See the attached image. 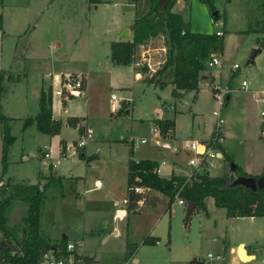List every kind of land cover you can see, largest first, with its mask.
Masks as SVG:
<instances>
[{"label":"rangeland","instance_id":"rangeland-1","mask_svg":"<svg viewBox=\"0 0 264 264\" xmlns=\"http://www.w3.org/2000/svg\"><path fill=\"white\" fill-rule=\"evenodd\" d=\"M119 2L104 0L93 8L88 0L2 1L0 9L5 10V15L0 27L8 34L3 55L13 71L26 73L15 84L5 79L1 113L13 118L9 127L15 141L4 176L12 177L19 185H42L49 174L64 177L63 196H56V190L51 189L54 195L41 203V234L54 239L67 236V241L77 246L80 264H188L194 260L203 264H264V217L228 218L226 210L214 206L212 199L207 213L196 211L188 217L187 207L177 202L170 210L162 207L130 214L117 224L118 236L109 234L113 227L112 205L118 202L120 207L125 206L122 201L126 199L130 158L164 161L168 165L162 177H168L172 166L179 173L190 169L187 164L192 153L175 155L151 143L138 147L129 143L150 138V125L155 118L174 119L177 136L203 142L217 129L218 117L213 112L220 110L227 132L225 145L233 163L244 165L253 177L264 172L262 107L256 97L264 88V47L259 43L264 35L250 31L247 0H213L212 6L221 16L218 20L213 18L212 6L203 0H184L176 6L191 32H224L223 54L216 55L222 59V65L208 69L219 90L203 83L197 94L184 92L180 98L172 96L171 86L160 89L143 81L136 83L130 65L111 63V41L123 30L131 32L133 26V9ZM146 45L151 50L149 60H163V38ZM256 49L262 52L249 64ZM63 73L86 76L85 96L76 98L73 107L78 109L71 108L68 114L84 115L94 138L84 156H78L80 149L75 160L68 153L63 158L59 147L63 139L68 143L78 140L76 129L62 124L59 135L49 136L39 133L33 124L23 127L24 119L38 114L41 89L58 86ZM244 81L248 83L246 90ZM208 83H212L211 79ZM213 92H227L226 96L229 93V103L225 98L220 106L213 99ZM52 96L53 114L64 121L67 115L62 113L61 101ZM112 96L120 100L117 106L112 105ZM1 131L0 124V179L6 184L1 176ZM43 145L48 146L54 162L61 160V165L52 171L45 169L41 159L39 147ZM222 164L210 175L230 174L227 162L223 160ZM97 180L105 184L104 189H94ZM84 190L91 192L85 195ZM25 212L21 201H12L8 212L10 226L20 223ZM147 237L157 238L158 242L143 244ZM127 242L139 246L131 260L124 253ZM240 242L256 255L254 260H240L235 252ZM208 254L223 259L208 260ZM72 263L79 264L77 260Z\"/></svg>","mask_w":264,"mask_h":264},{"label":"trees","instance_id":"trees-1","mask_svg":"<svg viewBox=\"0 0 264 264\" xmlns=\"http://www.w3.org/2000/svg\"><path fill=\"white\" fill-rule=\"evenodd\" d=\"M0 0V5H2ZM90 5L100 0H88ZM212 6L213 0H203ZM136 17L133 23V36L130 41H116L110 45V60L115 65H131L135 57H139L142 50H150L146 44L153 40L163 38L164 58L160 67L150 73L145 67L142 79L149 85L163 89L172 87V96L180 98L184 92L199 91V84L209 79L207 63L212 56L222 55L224 51V37L217 34L193 33L189 30L183 16L173 13L176 0H170L165 7H160L159 0H134ZM228 3V1H227ZM248 18L251 21V30L264 35V0H247ZM213 14L216 8L212 6ZM213 15L214 20L220 19ZM2 15L0 14V21ZM226 24V22H225ZM254 28V29H252ZM264 47V36L259 39ZM151 51V50H150ZM147 77V78H146ZM5 78L0 74V124L2 125L1 172L2 177L7 173L9 166V153L15 139L10 133V118L1 113V102L5 92ZM229 97V96H228ZM52 88L42 90L38 101V114L34 118H26L23 127L35 125L39 133L55 136L61 131L62 123L52 117ZM228 102V99H226ZM120 112L123 109L119 110ZM75 119H69L72 123ZM152 123L159 127L163 136L171 130L174 131V119H154ZM264 130V122L262 123ZM81 132V129H80ZM224 161L230 168V174L211 176L206 170L194 171L189 177L171 175L166 179L156 174L155 169L159 163L153 160L128 161L127 166V215L138 214L145 208L146 203L152 208L158 204L170 210L176 195L188 205H193L190 216L194 211L207 212L206 200L212 198L217 208L225 209L228 218H258L264 217V190L257 192L245 186H234L239 177H252L241 167L232 169L233 159L225 152L224 146L219 147ZM132 154V150H131ZM264 176V175H263ZM262 176L255 177L259 179ZM146 187L149 196L144 206L138 209L137 203L141 195L134 193L133 187ZM5 187V188H4ZM4 187L0 188V239L8 246L0 249V264H38L43 253L54 250L60 255L67 256V238L58 242L43 239L39 233L40 208L44 198L51 195L63 196V181L61 177L49 174L46 183L40 189L39 185L13 184L7 179ZM51 189L56 193L51 194ZM152 192L160 194L165 199L160 200ZM148 198V199H147ZM18 199L26 206V212L20 223L9 226L8 212L12 201ZM156 238H144L143 244H156ZM129 257L138 248L137 244H127ZM75 259H81L74 254ZM188 264H203L194 260Z\"/></svg>","mask_w":264,"mask_h":264},{"label":"built area","instance_id":"built-area-1","mask_svg":"<svg viewBox=\"0 0 264 264\" xmlns=\"http://www.w3.org/2000/svg\"><path fill=\"white\" fill-rule=\"evenodd\" d=\"M218 36H224V32L218 31L216 33ZM162 52H165V49H161ZM151 57L150 50H142L139 57H135L131 66L134 70V77H142L144 73L145 67L148 68L150 73H154L162 64V61H158L157 63L152 62L149 60ZM140 65V66H139ZM222 65V59L217 56H212V58L207 63L208 69H213L216 67H219ZM235 70L238 69V66L234 68ZM85 82H86V76L84 74L79 73H68V74H62L60 77V81L58 86L54 87L52 89V95L59 98L60 101L68 102L72 99L80 98L84 94L85 90ZM243 88L246 90L248 89V83L246 81L243 82ZM216 90H219L217 87ZM225 93H216L214 97H216V100L220 102V106L224 104V100L226 98ZM257 102L261 105L262 111H261V117L264 122V89H261L257 92ZM111 101L118 102V98L116 96L111 97ZM214 116L218 117V127L214 132L212 133L211 138L206 142H197L193 140H182V141H173L171 139L172 131L169 130L165 136H163L160 132L159 127L154 125L153 123L150 126V138H142L136 143L133 140H130L129 143L132 145V147H138L139 145H146L147 143L153 144L155 147H157L160 150H168L173 154H179V153H192L193 157L188 161V165L192 168H194L196 171L206 170L210 173V171L214 168H216V164L214 162L220 161L219 158V147L224 146L225 143V133H224V125L225 120L221 117V111L217 110L213 112ZM262 136L264 138V130L262 131ZM93 139L92 134L87 131L83 133L76 144H71L67 146L66 154L64 155L63 150L61 151V156L64 158L67 153L71 157L77 156V152L80 149H83L87 146L88 142ZM42 151L44 152L43 160H46L47 162H51L50 165L52 167H57L60 164V159L54 161H51L50 154L48 152V147L44 146L42 148ZM166 165V163L163 161L159 163L158 167L155 169L156 174L160 175L163 167ZM5 185V182L0 179V188H2ZM101 183L96 182V187H100ZM41 189V188H40ZM134 193L141 195L142 199L137 203L138 209H141L144 206L145 199L147 195H149V189L146 187H140V186H134L133 188ZM176 202L180 206H185L186 202L181 199L178 194L175 198ZM125 204L127 201L124 202ZM75 250V244L73 243H67L66 251L68 252V255L65 257L63 255H60L59 251H48L42 254L40 261L38 264H65L66 262H70V264L76 263V259L74 257ZM208 260L212 259H223L221 256L213 257L212 254L207 255ZM71 260V261H70ZM69 264V263H68Z\"/></svg>","mask_w":264,"mask_h":264},{"label":"crops","instance_id":"crops-1","mask_svg":"<svg viewBox=\"0 0 264 264\" xmlns=\"http://www.w3.org/2000/svg\"><path fill=\"white\" fill-rule=\"evenodd\" d=\"M104 2V0H100L97 4H94V5H89V7H93V8H96V6H98V5H100L102 2ZM105 1H109V0H105ZM113 1H120L119 3H124V4H126V5H128L129 7H131L132 9H133V12H134V18H133V23H134V20H135V17H136V15H135V13H136V8H135V2H134V0H113ZM183 1L184 0H176V3H175V5H174V7L172 8V12L173 13H178V14H181L180 13V10H178V11H176V6L177 5H182V3H183ZM228 4V3H227ZM113 5H118V4H116V3H114ZM4 6V5H3ZM99 7V6H98ZM117 7V6H116ZM0 14L1 15H5V10H2V9H0ZM182 15V14H181ZM35 29V28H34ZM132 29H133V26H132ZM9 31H11L10 33H13V30H11V28L10 29H8ZM128 32H129V36L127 37V40L128 41H130L131 39H132V36H133V31H129V30H127ZM6 36H8V34H7V32H5L3 29H2V27H0V74H2V75H4L5 76V78H7V76H10L11 77V80H9V81H12V83H16L17 81H19V79H21L20 77L22 76V75H24V74H26L25 72H24V70H22V71H18V72H16V71H13L12 70V66H9L8 67V65H7V63H6V58L4 57V55H3V53H4V44H5V42H6ZM119 36V35H118ZM118 36H116V38H115V40H113V41H111V43H110V45L113 43V42H116V41H120V40H123V39H118ZM127 40H123V41H127ZM15 53H16V51H15ZM109 57H110V52H109ZM111 61V60H110ZM112 63V62H111ZM113 64V63H112ZM113 65H115V64H113ZM131 66V65H130ZM132 67V66H131ZM132 70H133V68H132ZM64 74V73H63ZM61 75L62 74H60V77H61ZM133 75H134V72H133ZM50 77H52V75H49ZM16 79V80H15ZM211 79V81H212V83H208L209 82V80ZM134 81L136 82V83H138V81H143L144 83H146L143 79H142V77L141 78H139V77H134ZM213 81H214V77H213V75H212V72L210 73V77H209V79H206V80H204L203 82H201L200 84H199V89H201L202 88V84L204 83V85H208L209 86V88L210 89H213V87H217L218 85L217 84H214L213 83ZM206 83H208V84H206ZM147 84V83H146ZM88 85V84H87ZM87 85H86V90H87ZM149 85V84H148ZM152 86H154V85H152ZM16 87V86H15ZM156 87V86H155ZM264 89V88H263ZM42 90H44V89H41V91ZM45 91V90H44ZM229 92V91H228ZM41 93V92H40ZM214 95H216V94H214V92H213V99L214 100H216V97H214ZM84 96H85V94H83V96H81V97H83L84 98ZM229 96V97H228ZM80 97V98H81ZM226 99H228V103H229V101H230V99H231V97H230V94L228 93L227 94V96H226ZM76 99H72V100H70V101H68V102H64V101H61L60 102V104H61V108H62V113H64L65 115H67L66 116V118H65V120L63 121L62 119H58L56 116H54V114H53V109H52V117H53V120H56V121H60L62 124H63V127H65V126H68V127H71V128H74V129H76L77 130V132H78V134H79V138H78V140H76V141H73V143H68L65 139H63V140H61L60 141V147H59V151L61 152L62 150H63V148H65V147H67V146H69V145H71V144H76V142L77 141H79V139H80V137H81V135L83 134V133H85V132H87V131H89V125H88V121H87V119H86V117L84 116V115H82V114H72V115H69L68 114V112H69V110L72 108V109H75V110H77L78 108L77 107H73V104H74V101H75ZM119 100V99H118ZM120 101V100H119ZM112 102V105H115V106H117L118 105V103H115V102H113V101H111ZM126 102H128V101H126ZM2 103V102H1ZM2 106V105H1ZM126 110H128V109H126ZM127 114H128V112H127ZM6 116V115H5ZM6 117H8V116H6ZM8 118H10L11 120H13V118L12 117H8ZM69 119H75V121H73L72 123H69L68 122V120ZM155 119H158V118H155ZM262 123H263V121L261 122V126H262ZM151 126V125H150ZM62 127V128H63ZM79 129H81V132H80V130ZM85 130V131H84ZM82 131H84L83 133H82ZM263 131V130H262ZM90 132V131H89ZM91 133V132H90ZM224 133H225V137H227V132L224 130ZM228 133H229V131H228ZM60 134V133H59ZM58 134V135H59ZM92 134V133H91ZM211 135V134H210ZM93 136V135H92ZM210 137L211 136H209V138L208 139H206V140H203V142H206V141H208L209 139H210ZM261 137H262V139H264L263 138V136H262V133H261ZM94 138V137H93ZM171 139L175 142V141H182V140H193V141H196V140H194V139H191V138H182V137H179V136H177L176 135V131H175V127H174V131H173V133H172V136H171ZM93 141V139L91 140V141H89L88 143H90V142H92ZM88 145V144H87ZM44 146H47V145H43V147ZM43 147H39V151L41 152V159L43 160V155H44V152L42 151V148ZM48 147V146H47ZM87 147V146H86ZM86 147L85 148H83V149H81V151L79 152V155L78 156H84V152H86ZM224 148H225V152L229 155V156H231V154H230V151H229V147L227 146V145H225V143H224ZM166 151H168V150H166ZM48 152H49V149H48ZM50 153V152H49ZM186 154V153H185ZM219 156V158H220V161H217V162H214V164H216V168H214V169H212L211 171H210V174H211V172L212 171H214V170H216V169H219V167H220V169L222 168V166H223V164H222V162H223V160H224V158H223V154H219L218 155ZM51 157V156H50ZM233 157H234V155H233ZM72 159L73 160H75L76 159V156L75 157H72ZM147 160V159H146ZM149 160V159H148ZM44 162H45V169H49V171H52V169H54V168H57V167H52L51 165H50V161L49 162H47L46 160H43ZM51 161H54V160H51ZM129 161V160H128ZM137 161V160H136ZM153 161H156V162H158V163H161V161L160 160H153ZM176 163V162H175ZM61 165V161H60V164H59V166ZM167 165L168 164H166L164 167H163V169L165 168V167H167ZM127 166H128V164H127ZM236 166H239V167H241L248 175H251L252 177H253V174L251 173V172H249L247 169H246V167L244 166V165H241V164H237ZM187 167L188 168H190L189 170H185L184 172H176V170H175V168H174V166H172V167H169V175H168V177H163V178H166V179H168V178H170L171 177V175H177V176H185V177H189L194 171H192V169L194 170V168H192V167H190L188 164H187ZM163 171V170H162ZM191 172V173H190ZM128 173V172H127ZM161 174H162V172H161ZM161 174H160V176H161ZM264 175V172H262L261 174H259V176H263ZM211 176H219L218 174H214V175H211ZM221 176V175H220ZM43 177V176H42ZM56 177V176H55ZM57 177H61V176H57ZM162 177V176H161ZM2 178H4V179H8V178H10V180L12 181V183L13 184H17V183H15V181H13V178L12 177H10V176H7V177H5V176H3ZM46 178V177H45ZM62 178V181H64V177L62 176L61 177ZM98 182H99V180H97ZM46 183V182H45ZM44 183V184H45ZM101 183V186L100 187H95V185H94V189H96V190H101V189H104L105 188V184L104 183H102V182H100ZM44 184H42V185H40L39 184V187L42 189V186L44 185ZM20 185H23V184H20ZM24 185H26V184H24ZM29 185V184H28ZM31 185V184H30ZM111 189V186H109V190ZM126 189H127V184H126ZM105 190H108L107 188L105 189ZM89 192H91V190H84L83 191V194H88ZM156 197H158L160 200H163V199H165L164 197H162L160 194H158V193H156V192H152ZM212 198H209V199H207L206 200V208L208 209V207H209V205H210V200H211ZM43 201V200H42ZM123 201H127V192H126V199L125 200H123ZM122 201V203H124ZM42 203V202H41ZM174 203H176V200L174 201ZM173 203V204H174ZM172 204V205H173ZM212 204H214V201H213V199H212ZM125 206H123V207H120V204L118 203V202H115L113 205H112V208H113V217H112V220H113V227H112V229H111V231L109 232V234L110 235H114V236H118L119 234H120V230L118 229V227H117V224L118 223H122V222H124L125 221V219H127V218H129L128 216L129 215H127V203L126 204H124ZM184 206V205H183ZM186 207H188V204L186 203V205H185ZM214 206H216V204H214ZM163 206L162 205H160V204H158L156 207H154V208H152L151 207V205H149V204H147L146 203V206H145V208H143V209H141L140 211L142 212V211H144V210H147V209H158V208H162ZM196 211H194L192 214H194ZM40 213H41V208H40ZM207 213V212H206ZM251 219H255V217H253V218H251ZM8 225L10 226V224L8 223ZM41 231H42V229L40 228V224H39V233H40V236L43 238V239H45V240H48V241H50V242H52V243H54V242H58L60 239H57V238H52L51 236H42V234H41ZM67 237V236H66ZM157 239V238H156ZM158 240V239H157ZM67 243H72V242H70V241H67ZM76 244H78V242H75ZM129 242H127L126 243V247H127V244H128ZM130 244V243H129ZM243 247V249L246 251V255L247 256H251V259L249 260V261H251V260H254L255 258H256V255L255 254H253V253H250L249 252V250H248V247H247V245H246V243H244V242H240L239 244H238V246H237V248H236V250H235V252H236V254L239 256V248L240 247ZM125 247V254H127V248ZM138 248H139V246H138ZM138 248L133 252V254L131 255V256H129V257H127V260H131V259H133L134 258V255L137 253V251H138ZM76 250H77V246H75V250H74V254H77V252H76ZM85 258V257H84ZM83 258V259H84ZM240 258V257H239ZM82 259V260H83ZM77 260V259H76ZM241 260V259H240ZM242 261V260H241ZM243 262H248V261H243ZM77 263H81V259L80 260H77Z\"/></svg>","mask_w":264,"mask_h":264},{"label":"water","instance_id":"water-1","mask_svg":"<svg viewBox=\"0 0 264 264\" xmlns=\"http://www.w3.org/2000/svg\"><path fill=\"white\" fill-rule=\"evenodd\" d=\"M170 2V0H159V5L160 7H165L168 3ZM214 16L218 17V13H214ZM129 36V32L127 30H123L121 32V34L118 36V39H122V38H127ZM262 52L261 49H256L253 50L252 55H251V59L249 61V64H253L255 58ZM236 165L233 163L232 164V169H235ZM245 186L248 189H251L255 192H257L258 190H264V176L260 177L259 179H256L255 177H239L235 182H234V186ZM193 210V205H188L187 207V213H191V211ZM8 246L4 244V242L1 241L0 239V249H7ZM239 257L242 261H249L251 259V256H247L246 255V251L243 249V247L241 246L239 248ZM89 262H91V260H89Z\"/></svg>","mask_w":264,"mask_h":264}]
</instances>
